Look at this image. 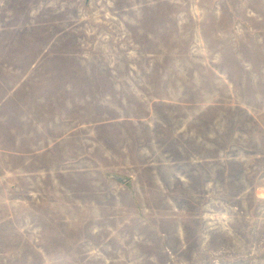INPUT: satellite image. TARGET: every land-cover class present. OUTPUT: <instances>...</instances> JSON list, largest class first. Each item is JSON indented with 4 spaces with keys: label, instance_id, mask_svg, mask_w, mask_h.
<instances>
[{
    "label": "rangeland",
    "instance_id": "rangeland-1",
    "mask_svg": "<svg viewBox=\"0 0 264 264\" xmlns=\"http://www.w3.org/2000/svg\"><path fill=\"white\" fill-rule=\"evenodd\" d=\"M0 264H264V0H0Z\"/></svg>",
    "mask_w": 264,
    "mask_h": 264
}]
</instances>
